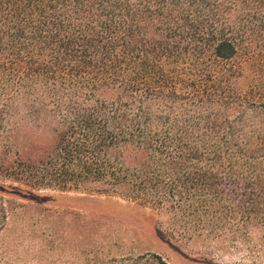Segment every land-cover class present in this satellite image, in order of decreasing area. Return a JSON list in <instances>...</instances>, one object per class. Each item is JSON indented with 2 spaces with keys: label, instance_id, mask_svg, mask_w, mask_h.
<instances>
[{
  "label": "trees",
  "instance_id": "trees-1",
  "mask_svg": "<svg viewBox=\"0 0 264 264\" xmlns=\"http://www.w3.org/2000/svg\"><path fill=\"white\" fill-rule=\"evenodd\" d=\"M0 142L10 180L264 259V0H0Z\"/></svg>",
  "mask_w": 264,
  "mask_h": 264
},
{
  "label": "rangeland",
  "instance_id": "rangeland-1",
  "mask_svg": "<svg viewBox=\"0 0 264 264\" xmlns=\"http://www.w3.org/2000/svg\"><path fill=\"white\" fill-rule=\"evenodd\" d=\"M260 257L229 240L171 238L117 197L34 190L0 172V264H264Z\"/></svg>",
  "mask_w": 264,
  "mask_h": 264
}]
</instances>
